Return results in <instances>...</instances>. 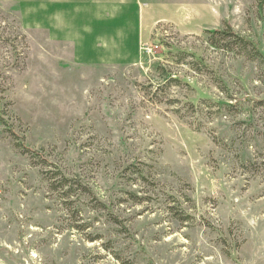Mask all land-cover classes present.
I'll list each match as a JSON object with an SVG mask.
<instances>
[{
    "label": "rangeland",
    "instance_id": "374dc122",
    "mask_svg": "<svg viewBox=\"0 0 264 264\" xmlns=\"http://www.w3.org/2000/svg\"><path fill=\"white\" fill-rule=\"evenodd\" d=\"M130 1L109 34L159 48L92 66L0 0V264H264V0Z\"/></svg>",
    "mask_w": 264,
    "mask_h": 264
},
{
    "label": "crops",
    "instance_id": "0c3cea01",
    "mask_svg": "<svg viewBox=\"0 0 264 264\" xmlns=\"http://www.w3.org/2000/svg\"><path fill=\"white\" fill-rule=\"evenodd\" d=\"M52 7H50L51 24L55 28L56 35H53L52 41L65 42L72 45L73 59L84 63V65H113L121 66L127 64H133L138 59L140 60L141 42L137 33L133 36L132 44L129 38L125 36L122 31L109 34V25L117 21L118 13L122 12L123 7H129L131 5L130 0H97L99 6L108 9L111 13V17L106 18V24L102 23L105 29L102 34H93V27L89 22L83 24L86 25V33H83L78 25V17L74 16L70 12L73 8H79L82 6H88L89 3L86 0H51ZM65 7V8H64ZM44 12V8H41ZM64 9V10H63ZM48 16V17H49ZM109 18L110 21H109ZM150 24V23H149ZM148 24V25H149ZM54 25H57L55 27ZM150 26V25H149ZM92 36L95 40L93 43L95 47L86 49L87 38L86 35ZM54 39V40H53ZM87 52V53H86ZM86 53V58L81 57Z\"/></svg>",
    "mask_w": 264,
    "mask_h": 264
},
{
    "label": "built area",
    "instance_id": "2783aa9c",
    "mask_svg": "<svg viewBox=\"0 0 264 264\" xmlns=\"http://www.w3.org/2000/svg\"><path fill=\"white\" fill-rule=\"evenodd\" d=\"M159 47L156 45H143L140 49V58L142 59V55L150 57L154 55Z\"/></svg>",
    "mask_w": 264,
    "mask_h": 264
},
{
    "label": "trees",
    "instance_id": "16d2710c",
    "mask_svg": "<svg viewBox=\"0 0 264 264\" xmlns=\"http://www.w3.org/2000/svg\"><path fill=\"white\" fill-rule=\"evenodd\" d=\"M216 34H219V32H217Z\"/></svg>",
    "mask_w": 264,
    "mask_h": 264
}]
</instances>
